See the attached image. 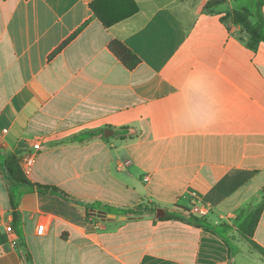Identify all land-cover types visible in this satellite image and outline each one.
Masks as SVG:
<instances>
[{
    "label": "crops",
    "instance_id": "1",
    "mask_svg": "<svg viewBox=\"0 0 264 264\" xmlns=\"http://www.w3.org/2000/svg\"><path fill=\"white\" fill-rule=\"evenodd\" d=\"M99 1L0 0V264H264L235 227L262 207L252 239L264 249V44L251 49L220 20L245 0L216 14L204 11L212 0H132L137 12L109 28ZM114 40L136 68L110 52ZM196 69L213 85L204 127L183 124L177 92ZM38 138L27 180L72 200L8 179L4 161Z\"/></svg>",
    "mask_w": 264,
    "mask_h": 264
},
{
    "label": "trees",
    "instance_id": "2",
    "mask_svg": "<svg viewBox=\"0 0 264 264\" xmlns=\"http://www.w3.org/2000/svg\"><path fill=\"white\" fill-rule=\"evenodd\" d=\"M253 3V9L250 10L247 7L226 12L225 16L221 17V21L229 20L233 25L240 26L249 37V47L255 49L259 44H264V0H245ZM227 0H212L205 4L204 11L210 14L218 13L220 8H223ZM101 4H104L101 9ZM94 17L98 19L105 28H109L127 18L134 15L138 8L132 0H100L91 6ZM99 8V9H98ZM83 27L78 30L79 33ZM76 33V34H77ZM74 34L66 43H64L51 57L57 54L71 39L75 37ZM110 52L121 62V64L128 70L136 68L140 60L130 50L123 46L119 41L114 40L108 46ZM18 158L9 157L4 161V168L6 170L8 179L16 184L36 188L41 194H49L58 196L64 200H72V198L55 186L33 184L29 182L26 176L22 173L18 166ZM13 218L15 219L17 214L15 212L16 205L12 201ZM142 207V206H140ZM146 211L153 212L159 221L178 220L185 221L196 227H205V221L201 218L191 216L189 219H182L181 215L186 210L178 208V210H163L152 206L149 208L145 206ZM262 207H258L254 210H248L243 212L236 220L235 227L239 236L264 259V249L257 245L252 237L254 230L257 226Z\"/></svg>",
    "mask_w": 264,
    "mask_h": 264
},
{
    "label": "clouds",
    "instance_id": "3",
    "mask_svg": "<svg viewBox=\"0 0 264 264\" xmlns=\"http://www.w3.org/2000/svg\"><path fill=\"white\" fill-rule=\"evenodd\" d=\"M177 92L184 94L185 102L181 113L183 124L204 127L214 119L213 85L205 69H196L189 73Z\"/></svg>",
    "mask_w": 264,
    "mask_h": 264
},
{
    "label": "built area",
    "instance_id": "4",
    "mask_svg": "<svg viewBox=\"0 0 264 264\" xmlns=\"http://www.w3.org/2000/svg\"><path fill=\"white\" fill-rule=\"evenodd\" d=\"M7 129H3L0 130V148L4 147V137L7 134ZM41 139H35L33 141L30 142V147L31 150H28L27 152L23 153L20 157H19V165L20 168L22 170V173L25 176H29L35 166L36 160H37V156L38 153L41 149ZM207 207L206 206H194L191 209V213L197 216H205L207 214ZM45 230V225L42 224L40 226H38L37 228V234L38 235H42V233ZM7 232L9 234L12 233L11 228H7ZM11 246H15L16 245V241L14 239H11L10 241Z\"/></svg>",
    "mask_w": 264,
    "mask_h": 264
},
{
    "label": "rangeland",
    "instance_id": "5",
    "mask_svg": "<svg viewBox=\"0 0 264 264\" xmlns=\"http://www.w3.org/2000/svg\"><path fill=\"white\" fill-rule=\"evenodd\" d=\"M246 3V5H245V7H247L248 9H250V10H252L253 8H252V3L251 2H249V1H245ZM236 7H240V5H236Z\"/></svg>",
    "mask_w": 264,
    "mask_h": 264
},
{
    "label": "water",
    "instance_id": "6",
    "mask_svg": "<svg viewBox=\"0 0 264 264\" xmlns=\"http://www.w3.org/2000/svg\"><path fill=\"white\" fill-rule=\"evenodd\" d=\"M107 131H110V130H107ZM111 132V131H110ZM112 133V132H111ZM104 137L105 138H109V136L106 134V132H104ZM108 220H112L114 218V216H111V215H108Z\"/></svg>",
    "mask_w": 264,
    "mask_h": 264
}]
</instances>
